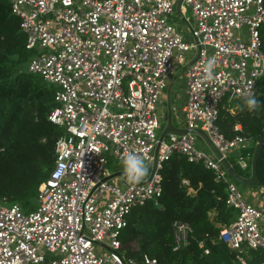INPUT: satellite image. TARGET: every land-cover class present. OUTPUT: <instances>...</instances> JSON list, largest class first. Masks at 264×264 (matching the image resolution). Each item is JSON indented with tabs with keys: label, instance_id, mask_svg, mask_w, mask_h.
Instances as JSON below:
<instances>
[{
	"label": "built area",
	"instance_id": "2783aa9c",
	"mask_svg": "<svg viewBox=\"0 0 264 264\" xmlns=\"http://www.w3.org/2000/svg\"><path fill=\"white\" fill-rule=\"evenodd\" d=\"M8 1L31 51L26 70L56 86L47 118L63 132L35 207L0 198V264H157L147 253L127 254L121 235L133 207L161 196L162 163L176 153L225 183L236 217L219 238L232 264H264L254 252L264 251V205L246 200L220 159L196 146V132L159 140L157 131L161 93L181 66L184 127L205 130L225 155L246 144L240 123L226 138L216 119L224 99L254 94L264 77V0H181L179 15L189 7L193 16L192 39L169 20L178 0ZM213 56L209 81L202 65ZM108 152L119 161L126 152L147 157L148 175L135 185L110 182ZM248 155H237L240 167ZM171 230L174 249L189 243L188 222L174 219Z\"/></svg>",
	"mask_w": 264,
	"mask_h": 264
},
{
	"label": "trees",
	"instance_id": "16d2710c",
	"mask_svg": "<svg viewBox=\"0 0 264 264\" xmlns=\"http://www.w3.org/2000/svg\"><path fill=\"white\" fill-rule=\"evenodd\" d=\"M260 34L264 50V23ZM30 54L18 16L11 12L8 0H0V198L17 201L24 209L35 204L38 187L54 165L56 140L63 132L47 118L55 104L56 86L26 70ZM254 95L260 101L257 110L242 107L244 99H224L216 119L226 138L238 132L236 123L242 125L241 134L252 141L240 150L249 153L248 168L254 143L264 134V77L257 80ZM229 160L239 173H249ZM256 167L257 185L264 187V145ZM160 172L161 196L156 202L148 200L133 207L128 215L121 235L126 253L135 258L147 253L157 264H232L234 253L219 238L222 224L236 217V209L225 202V183L216 180L213 170L202 162L188 160L184 154L164 160ZM174 219L192 227L189 243L178 249L173 248ZM201 240L203 245H199ZM204 246H209L208 253Z\"/></svg>",
	"mask_w": 264,
	"mask_h": 264
},
{
	"label": "rangeland",
	"instance_id": "374dc122",
	"mask_svg": "<svg viewBox=\"0 0 264 264\" xmlns=\"http://www.w3.org/2000/svg\"><path fill=\"white\" fill-rule=\"evenodd\" d=\"M169 20L175 23L176 26L186 34L188 39H192V37L189 34L188 24L186 22V20H190V22H193V16H192V13L189 7L185 8L184 13H182L181 15L177 13L176 8H175V10L170 14ZM243 29L244 31H246V26L243 27ZM24 68H25V65H24ZM179 71L180 69L177 70V73L175 76H177ZM176 80L177 81L175 82V85H173L172 88L169 89V99H170V104H171V109H172V121L176 125H183L184 119H183V112L181 110V105L184 99V93L181 87L179 86V83L182 80L179 78H176ZM167 104H168V100H167V86H166L165 93L162 96L160 102L158 103V114L160 115L161 125L164 124L166 117H167V108H168ZM157 131H161V127L160 129H157ZM196 146L199 148L205 149V150L209 149L205 140L200 135L196 136ZM106 155L108 157L107 168L109 171L112 172L118 166H123L122 161H119L118 159H116L111 153L108 152ZM109 181L112 183L114 182L112 177L109 179ZM237 184L239 187H241L239 183ZM34 207H35V204L32 206V208ZM210 215L213 218L214 214L210 213ZM254 252L257 253L259 256L264 257V251L258 249L257 251H254Z\"/></svg>",
	"mask_w": 264,
	"mask_h": 264
},
{
	"label": "water",
	"instance_id": "95a60500",
	"mask_svg": "<svg viewBox=\"0 0 264 264\" xmlns=\"http://www.w3.org/2000/svg\"><path fill=\"white\" fill-rule=\"evenodd\" d=\"M181 0L177 1L176 4V11L179 14V8H180ZM168 108H167V117L164 123V126L159 134V140L163 138L164 135H166L168 132H177V133H183L186 131H194L198 135H200L206 142L208 148L215 154L217 158L220 159V162L222 165L226 168L230 176L236 180L237 182L244 184V185H253L256 184L258 181V174H257V159L259 157L260 151L264 145V134L262 136H259L255 141V146L252 154L251 159V176L246 177L242 174H240L236 168L233 166V164L230 162V160L227 158L223 152L219 150V148L216 146V144L212 141V139L208 136V134L200 127H194V128H187L183 126H176L172 123V109L169 102V96H168ZM121 173V172H113L110 173L107 178L113 177L115 174Z\"/></svg>",
	"mask_w": 264,
	"mask_h": 264
},
{
	"label": "crops",
	"instance_id": "0c3cea01",
	"mask_svg": "<svg viewBox=\"0 0 264 264\" xmlns=\"http://www.w3.org/2000/svg\"><path fill=\"white\" fill-rule=\"evenodd\" d=\"M178 69H180L179 73L177 74V76L174 75V77L172 76L171 78L168 79L167 81V100H168V96H169V89L172 88L173 85H175V82L177 81L176 78H179L181 79L182 81L179 83V86L181 87V89L183 90V93H184V99H183V102H182V105H181V110L183 109V106H184V103H185V100H186V91H185V79H184V76H183V70H182V67H178ZM177 69V70H178ZM165 89L166 87L164 88V90L162 91L161 93V96H160V100L162 98V96L164 95L165 93ZM159 100V102H160ZM169 102H170V99H169ZM171 105V104H170ZM234 105H231L230 108L231 110L234 109ZM183 112V110H182ZM165 123V122H164ZM173 123V121H172ZM239 123V122H238ZM174 124V123H173ZM176 125V124H174ZM164 124L161 125V130L163 128ZM176 126H183L184 127V124L183 125H176ZM160 132V131H159ZM160 134V133H159ZM252 145V141H250L248 139V141L246 142L245 145H242L240 146V148H236V149H233L232 151L228 152L226 154L227 158H231L232 161L241 169V170H246V171H249L248 174H242L246 177H249L251 176V166L248 168V162H247V166L245 168H242L239 166L238 162H237V155L240 154V150H241V147H244V146H251ZM254 146H255V143H254ZM249 159V155L247 156V161ZM231 162V161H230ZM232 163V162H231ZM233 164V163H232ZM251 165V164H250ZM234 166V165H233ZM113 172H121V173H117L115 174L112 178L114 180L115 183L119 184V185H124V182H125V177H124V174H123V166H118L117 168H115L111 173ZM241 174V173H240ZM236 181V180H235ZM258 182V181H257ZM239 183L236 181V184ZM241 187L238 186V188L240 189V191L242 192L243 196L246 198L247 201H249L250 203L252 204H255V205H264V187L262 186H259L256 184H253V185H244V184H241ZM189 190H192L191 188ZM210 213H213V212H210ZM223 225V224H222Z\"/></svg>",
	"mask_w": 264,
	"mask_h": 264
},
{
	"label": "clouds",
	"instance_id": "9594fccd",
	"mask_svg": "<svg viewBox=\"0 0 264 264\" xmlns=\"http://www.w3.org/2000/svg\"><path fill=\"white\" fill-rule=\"evenodd\" d=\"M216 67V58L213 56L202 65V71L206 80H212L214 78V69ZM260 101L256 96L249 92L246 94L243 100V106L246 107L249 112L255 111L259 108ZM147 157L141 156L134 152H126L122 157L123 174L126 182L130 185H135L141 182L149 172V165L145 163Z\"/></svg>",
	"mask_w": 264,
	"mask_h": 264
}]
</instances>
